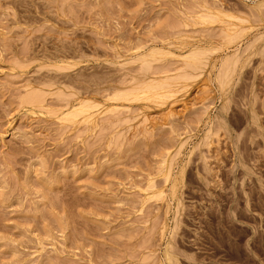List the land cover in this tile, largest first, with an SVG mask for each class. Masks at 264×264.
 <instances>
[{"label":"rangeland","instance_id":"rangeland-1","mask_svg":"<svg viewBox=\"0 0 264 264\" xmlns=\"http://www.w3.org/2000/svg\"><path fill=\"white\" fill-rule=\"evenodd\" d=\"M263 35L264 0H0V264H264Z\"/></svg>","mask_w":264,"mask_h":264},{"label":"bare ground","instance_id":"bare-ground-1","mask_svg":"<svg viewBox=\"0 0 264 264\" xmlns=\"http://www.w3.org/2000/svg\"><path fill=\"white\" fill-rule=\"evenodd\" d=\"M261 5V4H260ZM258 8V7H257ZM206 11V10H205ZM205 14V13H204ZM216 14V13H215ZM203 16V15H202ZM202 16H200V17H202ZM207 16V15H206ZM217 16V15H216ZM223 17H224V15H222ZM199 16H198V18H200ZM208 17H210V16H208ZM207 17V18H208ZM212 17V16H211ZM203 18V17H202ZM213 18V17H212ZM215 18V17H214ZM217 18V17H216ZM208 20H209V18H208ZM214 20V19H213ZM212 20V21H213ZM230 20H232V19H230ZM209 21H211V19L209 20ZM234 21V20H233ZM240 23V22H239ZM206 24V23H205ZM241 24V23H240ZM222 25V24H221ZM232 28H234L233 26H232ZM239 32L237 33V34H239L240 35V33H242L243 35H244V33L243 32H245L244 30H242V31H240V30H238ZM247 32H249V31H247ZM246 32V33H247ZM236 34V35H237ZM236 35H234V36H236ZM233 36V37H234ZM240 36H242V35H240ZM231 37V36H230ZM239 37V36H238ZM261 37V36H260ZM259 37V38H260ZM262 37H264V35L262 36ZM241 38V37H240ZM236 39H238V38H236ZM229 40V39H228ZM235 40V39H234ZM258 40V39H257ZM231 41V40H230ZM259 41H260V39H259ZM224 43H225V41H224ZM254 43H255V41H254ZM257 43V42H256ZM253 44V43H252ZM172 47V46H171ZM252 47V46H251ZM262 49V48H261ZM154 50V49H153ZM209 51V50H208ZM213 51H215L216 52V50H213ZM156 52H158V50H156ZM211 52V51H210ZM159 53V52H158ZM158 53H156V54H158ZM202 53L201 51L199 52V51H189V53H188V57L187 58H183V59H185V60H187L190 64L188 65L187 64V66H189V67H192V69L193 68H197V67H200V65H201V63H202V57L203 56H201L200 54ZM213 53V52H212ZM179 54V53H178ZM159 55V54H158ZM165 55H167V54H165ZM165 55H163V56H165ZM186 55V54H185ZM184 55V56H185ZM209 55V54H208ZM168 56V55H167ZM172 56V55H171ZM183 56V57H184ZM162 57V56H161ZM166 57V56H165ZM170 57V56H169ZM210 57V56H209ZM240 57V56H239ZM206 58V57H205ZM240 59V58H239ZM138 60V59H137ZM141 64H143L142 65V67H144V69H146L147 70V68L149 69V64H151V62L150 61H155V56L153 55V53L152 54H148V55H143L139 60H138ZM205 61H207V60H205ZM135 63H138L137 61L135 62ZM204 64V63H203ZM214 64V63H213ZM222 67H221V71H220V73H219V75L217 76V78L215 79L214 78V82H218L216 85L218 86V90H220L221 91V93H222V95H223V97L225 98L226 96H224L225 94H224V92H225V90L228 88V86L229 85H231L230 83L232 82V80L234 79V77H235V75L237 74L236 72H237V69H238V67H243L244 68V64L243 65H241V63H240V61L239 60H237L236 58L235 59H230V61L229 60H226L225 58H224V61L222 62ZM185 66V65H184ZM202 66H204V65H201V67ZM221 66V65H220ZM211 67V66H210ZM185 68V67H184ZM205 68V67H204ZM212 68V67H211ZM190 69V68H189ZM191 69V70H192ZM240 69V68H239ZM239 69H238V71H239ZM142 70V69H141ZM150 70V69H149ZM182 70V69H181ZM194 70V69H193ZM193 70H192V72H193ZM196 70H198V69H195L194 71L195 72H198L199 70H201V69H199L198 71H196ZM212 70V69H211ZM242 70V69H241ZM144 72H145V70H143ZM142 71V73H144ZM190 71V70H189ZM192 72H190V73H192ZM189 74V73H188ZM193 74V73H192ZM200 74V73H199ZM181 75H183V74H181ZM181 75H179L180 76V78L182 77ZM198 75V74H197ZM142 76V75H141ZM179 76H177V78L179 77ZM184 76H186V75H183V77ZM216 76H214V77H216ZM208 77V76H207ZM179 79V78H178ZM182 79H184V78H182ZM186 79H188V78H186ZM195 79H197L196 77H195ZM216 80V81H215ZM163 81V80H162ZM192 81V80H191ZM204 81V80H203ZM154 83H156V82H154ZM154 83H152L154 86H155V84ZM176 83V82H175ZM184 83V82H183ZM209 83V82H208ZM152 84H151V87H152ZM157 84V83H156ZM139 85V84H138ZM145 85H146V83H145ZM194 85V84H193ZM203 85V84H202ZM207 82H205V84L203 85V87H201V88H207ZM149 86L147 87V86H143V87H141L140 89H141V91H140V95H139V97L141 96V95H143L144 97L145 96H148V98L150 97V99H146V101L148 102V100L150 101L152 98V101H154V102H156V100L155 99H158L157 101H159V98L160 97H162V98H164L163 96H159L158 95V97H157V95H151V94H153V93H151L150 91H149ZM165 88H167V87H165ZM183 88V87H182ZM152 90H153V88H151ZM168 89V88H167ZM176 89V88H175ZM132 90V89H131ZM182 90V89H181ZM207 90V89H206ZM166 91V90H165ZM164 91V92H165ZM184 91V90H183ZM186 91V90H185ZM198 91V90H197ZM204 91V90H203ZM220 91H219V93H220ZM36 93H37V91H35ZM132 92H133V90H132ZM150 92V93H149ZM154 92V91H153ZM167 92V91H166ZM170 92V91H169ZM178 92H179V90H178ZM201 92V91H200ZM199 92V93H200ZM35 93V94H36ZM155 93V92H154ZM221 93H220V95H221ZM226 93V92H225ZM195 94V93H194ZM136 95V94H135ZM138 95H137V100L138 99H140V98H138ZM168 95V94H167ZM175 95H176V93H175ZM192 95V94H191ZM196 95H197V93H196ZM221 95V96H222ZM36 96V95H35ZM166 96V95H165ZM174 96V95H173ZM177 96V95H176ZM184 96V95H183ZM24 97H26L25 95H24ZM131 97H133V96H131ZM136 97V96H135ZM194 97V96H193ZM223 97L221 98V99H223ZM38 98V97H37ZM41 98V97H40ZM39 98V99H40ZM134 98V97H133ZM146 98V97H145ZM161 98V99H162ZM127 99V98H126ZM136 99V98H135ZM142 99V98H141ZM165 99V98H164ZM23 100V99H22ZM35 100V102L37 103V100L35 99V97H34V94H29L28 93V95H27V97L26 98H24V105H27V104H29V106H30V104L31 103H33V101ZM167 100V99H166ZM227 100V99H226ZM122 101V100H121ZM136 101V100H135ZM134 101V102H135ZM142 101H145V99L144 100H142ZM151 101V102H152ZM222 101V100H221ZM34 102V103H35ZM160 102V101H159ZM163 102V101H162ZM222 102H224V101H222ZM34 103H33V105H34ZM128 103H129V101H128ZM131 103H132V101H131ZM188 103V102H187ZM38 104V103H37ZM89 104L91 105V103L89 102ZM95 104V103H94ZM32 105V106H33ZM83 104H81V106H82ZM99 105V104H98ZM180 105V104H179ZM79 106H80V104H79ZM81 106L79 107V108H81ZM164 106V105H163ZM183 107V109L187 106V104L185 103L184 105H182ZM78 107V106H77ZM91 107V106H90ZM96 107V106H95ZM94 107V108H95ZM188 107V106H187ZM186 107V108H187ZM83 108V107H82ZM87 108V107H86ZM86 108H85V110H86ZM93 108V107H92ZM185 108V109H186ZM222 108V107H221ZM73 109H77V108H73ZM88 109H89V107H88ZM87 109V110H88ZM96 109H98V108H96ZM100 109V108H99ZM145 109H147V108H145ZM79 110V109H78ZM78 110H76V112L78 111ZM91 110H93V109H91ZM222 110V109H221ZM80 111V110H79ZM79 111H78V113H79ZM89 111H90V109H89ZM88 111V112H89ZM182 111V110H181ZM186 111V110H185ZM77 113V114H78ZM80 113H82L81 111H80ZM84 113V112H83ZM82 113V114H83ZM68 114V113H67ZM73 114V113H72ZM171 114V113H170ZM169 114V115H170ZM63 115H65V114H63ZM71 114H69V116H70ZM78 115H81V114H78ZM168 115V116H169ZM177 115V114H176ZM67 116V115H66ZM75 117H77V115H74ZM90 116V115H89ZM93 116V115H92ZM88 116H86L85 118H87ZM78 118V117H77ZM92 118V117H91ZM65 120V119H64ZM74 120H75V118H74ZM85 120V119H84ZM149 120V119H148ZM151 120H153V119H151ZM69 121V120H68ZM72 121H73V119H72ZM88 121V120H87ZM154 121V120H153ZM71 122V121H70ZM82 122V121H81ZM154 122H156V121H154ZM154 122H152V124H155ZM164 122H166V121H164ZM80 123V122H79ZM150 123H151V121H150ZM165 124V123H164ZM75 125V124H74ZM156 125V124H155ZM153 127H155V126H153ZM165 161V160H164ZM170 162V161H169ZM169 166H170V164H169ZM168 168H170V167H168ZM167 168V169H168ZM170 170V169H169ZM168 170V171H169ZM184 170V169H183ZM179 173V177L180 178H182L183 177V172L182 171H180V172H178ZM167 178V177H166ZM177 178H175V180H176ZM168 180V179H167ZM174 180V181H175ZM178 181V180H177ZM179 183V182H178ZM175 184H176V181H175ZM170 185V184H169ZM164 194V193H163ZM176 195V194H175ZM157 196V195H156ZM160 196V195H159ZM174 197V196H173ZM169 248V247H168ZM168 252H169V250H168ZM168 252H166L165 253V259H167V261L169 262L170 261V259L172 258H170V254L168 253Z\"/></svg>","mask_w":264,"mask_h":264}]
</instances>
